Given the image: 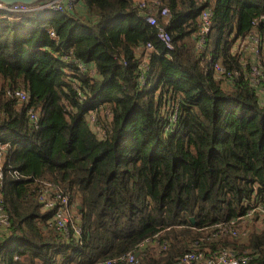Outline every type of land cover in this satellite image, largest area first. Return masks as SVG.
Segmentation results:
<instances>
[{
	"label": "trees",
	"instance_id": "16d2710c",
	"mask_svg": "<svg viewBox=\"0 0 264 264\" xmlns=\"http://www.w3.org/2000/svg\"><path fill=\"white\" fill-rule=\"evenodd\" d=\"M160 1L170 16L156 14L157 22L173 50L132 0H77L61 14L0 11V143L20 175L4 181L12 226L0 264H99L128 254L138 264H178L194 251L225 250L264 264V219H248L262 225L246 235L238 223L264 206V0ZM206 8L213 25L200 50ZM250 34L261 39L257 86L252 62L232 52ZM40 180L76 205L80 242L49 224Z\"/></svg>",
	"mask_w": 264,
	"mask_h": 264
},
{
	"label": "built area",
	"instance_id": "2783aa9c",
	"mask_svg": "<svg viewBox=\"0 0 264 264\" xmlns=\"http://www.w3.org/2000/svg\"><path fill=\"white\" fill-rule=\"evenodd\" d=\"M77 0H47L34 6H27L22 4H16L13 6H6L0 3V11L13 15H28L34 11H48L49 13H64L67 10L72 9ZM159 0H146L137 4V9L144 13L145 22L157 28L158 39L168 50H173V45L170 35L166 29L159 26L157 22L156 14H159L164 19H168L170 16L169 10L162 8ZM159 11V12H158ZM264 18H262V21ZM212 11L205 10L200 16V31L198 33L197 47L203 50L206 47L207 38L212 30ZM50 37L55 38L54 32H50ZM248 40L252 45V51L255 55V62L252 63L251 79L255 86L260 85L261 71L257 67L260 63V50L261 39L257 34H250L246 39L242 40V43H247ZM147 49L151 51L153 46L148 44ZM144 67H145V62ZM248 62H243L246 65ZM82 66V65H81ZM80 68V65H79ZM215 70L218 75H224L222 77L229 80L231 74L225 73V70L217 63ZM231 82V81H230ZM259 87V86H258ZM262 92L263 89H260ZM9 94L15 96L20 103H27L29 101V95L24 91L10 92ZM28 116L31 125L34 128L39 126V114L34 109H29ZM176 117V116H175ZM95 122V115L90 117V120ZM93 122V123H94ZM9 144H0V242H4L10 237L11 231V219L5 209V201L3 195L4 181L6 177L13 179H20L19 172L13 169L10 159L4 160V154L9 150ZM10 153H8L9 155ZM10 156V155H9ZM40 190L38 191V202L42 207L43 212L52 213L51 221L49 224L59 231L66 240L75 239L81 241L82 229L78 225L79 217L75 216V204H72L70 197L62 190L58 185L45 180L37 181ZM258 213L261 219H264V206L256 207L248 212L247 216L238 220L239 226H243V233L247 225V220L254 217ZM226 229H221L220 233H223ZM239 230H232L230 233L234 236H238ZM250 255L248 253L237 254L230 250L221 251L219 253L207 256L204 253L194 251L187 254L178 264H248L250 261ZM99 264H138L137 257L133 254H128L116 259L108 260Z\"/></svg>",
	"mask_w": 264,
	"mask_h": 264
},
{
	"label": "crops",
	"instance_id": "0c3cea01",
	"mask_svg": "<svg viewBox=\"0 0 264 264\" xmlns=\"http://www.w3.org/2000/svg\"><path fill=\"white\" fill-rule=\"evenodd\" d=\"M143 1H146V0H132V2L136 5V4H138V3H141V2H143ZM160 1V0H159ZM161 2V1H160ZM205 10H211L210 8H206ZM204 10V11H205ZM37 11H40V10H37ZM203 11V12H204ZM212 11V10H211ZM42 12H47V13H49L48 11H42ZM49 14H54V13H49ZM77 14L79 15V16H81V17H84V16H87V9H86V7H84V6H80L79 8H78V10H77ZM141 14H143V12L141 13ZM202 14V13H201ZM201 16V15H200ZM200 20V19H199ZM212 31V30H211ZM210 36V35H209ZM207 40H208V38H207ZM241 40H239V41H237L234 45H233V47H232V52L233 53H238V54H240L241 56H242V61L243 62H255V55H254V53H252V56H250L249 58H245L244 57V53H241L240 51H239V46L241 45ZM252 45V44H251ZM242 47V46H241ZM252 47H253V45H252ZM241 49V48H240ZM253 52V51H252ZM70 53V52H69ZM69 53L68 54H65V56H63L62 57V59L64 60V61H69ZM71 55V54H70ZM79 65H80V68H79ZM82 65V66H81ZM78 68H79V70H80V72L81 73H83L84 75H86L87 77H92V76H95L96 75V68H95V66L94 65H85V64H83V63H81V62H78V66H77ZM0 144H6V143H0ZM10 146V145H9ZM4 160H9V156H8V151L7 152H5V154H4V158H3Z\"/></svg>",
	"mask_w": 264,
	"mask_h": 264
},
{
	"label": "rangeland",
	"instance_id": "374dc122",
	"mask_svg": "<svg viewBox=\"0 0 264 264\" xmlns=\"http://www.w3.org/2000/svg\"><path fill=\"white\" fill-rule=\"evenodd\" d=\"M246 42L247 43H242L241 42V45L239 46V51L241 52V53H244V57L245 58H249L250 56H252V45H251V43L248 41V40H246ZM242 46V47H241ZM241 48V49H240ZM225 81H227L228 83H231L230 81H228L227 79L225 80ZM176 116V115H175ZM90 124H93V120L91 119L90 121ZM262 218V217H261ZM261 220V219H260ZM259 220V223H253V221L252 222H250V223H248L247 225H248V227H247V229H245L246 231L244 232V234L246 235L247 234V231H251V230H253V228L254 227H259L260 228V226L262 225V221H260ZM247 225H245V226H247ZM244 229V227L243 226H241L240 227V230H243ZM248 254H249V251L247 252Z\"/></svg>",
	"mask_w": 264,
	"mask_h": 264
},
{
	"label": "water",
	"instance_id": "95a60500",
	"mask_svg": "<svg viewBox=\"0 0 264 264\" xmlns=\"http://www.w3.org/2000/svg\"><path fill=\"white\" fill-rule=\"evenodd\" d=\"M42 1L43 0H0V3L6 6H13L16 4L34 6V5L42 3ZM262 22L264 23V20ZM192 221H194V219H192ZM136 257H138V254L136 255Z\"/></svg>",
	"mask_w": 264,
	"mask_h": 264
}]
</instances>
